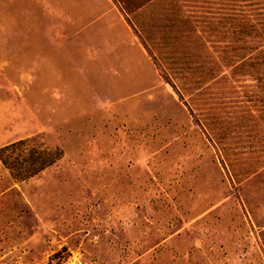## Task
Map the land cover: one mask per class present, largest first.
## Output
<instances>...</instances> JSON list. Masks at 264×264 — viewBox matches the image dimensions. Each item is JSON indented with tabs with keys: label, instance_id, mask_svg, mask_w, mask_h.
I'll return each instance as SVG.
<instances>
[{
	"label": "rangeland",
	"instance_id": "rangeland-1",
	"mask_svg": "<svg viewBox=\"0 0 264 264\" xmlns=\"http://www.w3.org/2000/svg\"><path fill=\"white\" fill-rule=\"evenodd\" d=\"M0 264H264V0H0Z\"/></svg>",
	"mask_w": 264,
	"mask_h": 264
}]
</instances>
